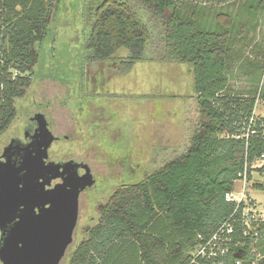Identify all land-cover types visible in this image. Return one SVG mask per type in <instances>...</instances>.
<instances>
[{
	"label": "trees",
	"instance_id": "obj_1",
	"mask_svg": "<svg viewBox=\"0 0 264 264\" xmlns=\"http://www.w3.org/2000/svg\"><path fill=\"white\" fill-rule=\"evenodd\" d=\"M133 1L159 21L158 42L150 46L148 30L128 0H103L83 46L84 62H110L124 48L128 54L118 60L120 75L139 62L189 65L198 123L180 156L141 182L114 191L70 264H93V259L98 264H188L198 236L208 239L233 214L235 204L225 196L238 172L264 155V119L256 118L254 134L248 132L263 88L250 90L249 96L232 95L228 88L237 19L228 12L209 15L208 0H200L199 7L179 0ZM55 2L0 0V136L16 118L15 102L31 86L40 58L35 45L48 35ZM259 10L264 0H248L241 7L249 15ZM263 70L254 66L253 77ZM252 171L264 174V165L248 168L249 179Z\"/></svg>",
	"mask_w": 264,
	"mask_h": 264
},
{
	"label": "rangeland",
	"instance_id": "obj_2",
	"mask_svg": "<svg viewBox=\"0 0 264 264\" xmlns=\"http://www.w3.org/2000/svg\"><path fill=\"white\" fill-rule=\"evenodd\" d=\"M102 1L56 0L48 35L41 46L35 45L40 58L33 68L31 86L24 98L15 102L16 118L0 136L1 156L11 139L22 137L27 120L44 112L52 139L48 159L76 160L90 170L91 181L81 184L73 242L60 264H70L71 254L98 224L99 208L117 188L141 182L186 150L199 117L189 65L139 62L120 75L116 73L118 60L128 54L123 48L110 62H84L83 46L95 8ZM179 1L198 7L202 3ZM208 1L205 9L210 10L209 15L228 12L240 23H236L228 62L229 93L249 96L252 89L264 90V70L256 78L252 75L254 66H264V10L255 15L242 13L248 0ZM128 3L147 28L150 46L156 44L159 21L140 3ZM213 16L205 22L210 23ZM254 117L264 119V98L257 96ZM17 165L22 178L34 176L27 157L19 158ZM248 183L247 194L264 209V174L253 172ZM234 184L236 190L241 186ZM59 185L58 180H52L41 189L37 201ZM98 263L93 259V264Z\"/></svg>",
	"mask_w": 264,
	"mask_h": 264
},
{
	"label": "water",
	"instance_id": "obj_3",
	"mask_svg": "<svg viewBox=\"0 0 264 264\" xmlns=\"http://www.w3.org/2000/svg\"><path fill=\"white\" fill-rule=\"evenodd\" d=\"M29 122L37 125L35 137L25 144L12 140L2 154L6 161L0 167V264H60L73 242L81 184L92 178L89 168L75 160H48L52 139L44 112ZM19 157H27L34 169L29 180L20 176L15 161ZM55 178L62 184L37 201L41 189Z\"/></svg>",
	"mask_w": 264,
	"mask_h": 264
},
{
	"label": "built area",
	"instance_id": "obj_4",
	"mask_svg": "<svg viewBox=\"0 0 264 264\" xmlns=\"http://www.w3.org/2000/svg\"><path fill=\"white\" fill-rule=\"evenodd\" d=\"M254 126L255 117L250 121L248 132ZM263 163L264 155H261L238 172L235 182L241 186L225 196L226 202L235 204L233 214L208 239L198 236V245L188 253V264H264V209L246 190L253 173L249 179L248 168L254 170Z\"/></svg>",
	"mask_w": 264,
	"mask_h": 264
},
{
	"label": "flooded vegetation",
	"instance_id": "obj_5",
	"mask_svg": "<svg viewBox=\"0 0 264 264\" xmlns=\"http://www.w3.org/2000/svg\"><path fill=\"white\" fill-rule=\"evenodd\" d=\"M36 113H38V112H36ZM36 113H34V115L36 114ZM32 118V117H31ZM31 118H29L28 120H27V125H26V127L24 128V130H23V133H22V137L21 138H19V139H16V140H18L21 144H25V143H27V141H29V140H31L33 137H35V135L37 134V125L34 123V122H29V120L31 119ZM48 124H49V122H48ZM49 130H50V125H49ZM12 140H14V139H11L10 140V142L12 141ZM10 142H9V144H10ZM8 144V145H9ZM7 145V146H8ZM6 146V147H7ZM5 148V147H4ZM4 148H3V150H4ZM2 154H3V151H2ZM19 158H21V157H19ZM19 158H17L15 161H16V163H17V160L19 159ZM49 160V159H48ZM5 159L2 157V155L0 156V167L5 163ZM50 161V160H49ZM76 161V160H75ZM53 162H55V161H53ZM57 162H60V161H57ZM56 162V163H57ZM61 162H64V161H61ZM79 163V162H78ZM79 164H83V163H79ZM83 165H85V164H83ZM85 173V170L84 169H79V175H83ZM52 180H58V182H60V185L62 184V180L60 179V178H55V179H52ZM51 180V181H52ZM50 181V182H51ZM2 182H3V180H2ZM81 194V193H80Z\"/></svg>",
	"mask_w": 264,
	"mask_h": 264
},
{
	"label": "crops",
	"instance_id": "obj_6",
	"mask_svg": "<svg viewBox=\"0 0 264 264\" xmlns=\"http://www.w3.org/2000/svg\"><path fill=\"white\" fill-rule=\"evenodd\" d=\"M124 49V48H123ZM127 57V56H126Z\"/></svg>",
	"mask_w": 264,
	"mask_h": 264
}]
</instances>
